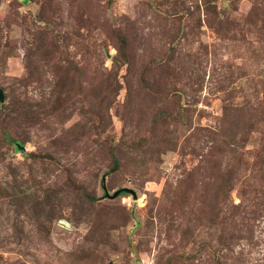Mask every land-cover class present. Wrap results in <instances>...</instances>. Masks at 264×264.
Returning <instances> with one entry per match:
<instances>
[{"label":"rangeland","instance_id":"obj_1","mask_svg":"<svg viewBox=\"0 0 264 264\" xmlns=\"http://www.w3.org/2000/svg\"><path fill=\"white\" fill-rule=\"evenodd\" d=\"M0 91V264H264V0H0Z\"/></svg>","mask_w":264,"mask_h":264},{"label":"water","instance_id":"obj_2","mask_svg":"<svg viewBox=\"0 0 264 264\" xmlns=\"http://www.w3.org/2000/svg\"><path fill=\"white\" fill-rule=\"evenodd\" d=\"M4 100V94L2 91H0V102H2ZM118 193V192H117Z\"/></svg>","mask_w":264,"mask_h":264}]
</instances>
